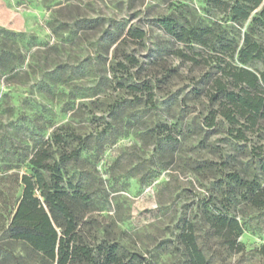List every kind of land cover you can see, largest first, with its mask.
<instances>
[{"label": "rangeland", "instance_id": "1", "mask_svg": "<svg viewBox=\"0 0 264 264\" xmlns=\"http://www.w3.org/2000/svg\"><path fill=\"white\" fill-rule=\"evenodd\" d=\"M233 4L0 0V264H50L7 234L28 159L47 141L55 158L81 148L61 169L94 193L81 232L88 245L118 242L150 264H186L192 232L208 264H264L253 252L264 244V120L239 139L210 99L220 68L242 66L222 47L238 49L245 34L264 47L255 11L234 21ZM165 17L209 29L207 44L179 42L159 24ZM217 216L237 219L241 250L214 234Z\"/></svg>", "mask_w": 264, "mask_h": 264}, {"label": "trees", "instance_id": "2", "mask_svg": "<svg viewBox=\"0 0 264 264\" xmlns=\"http://www.w3.org/2000/svg\"><path fill=\"white\" fill-rule=\"evenodd\" d=\"M262 1L234 0L230 7L232 19L245 21L255 11L251 20L264 27ZM159 24L179 42L207 44L208 39L204 36L210 34L209 29H178L168 17L160 19ZM127 33L139 40L145 35L137 27H130ZM222 48L231 57L236 52L242 66L225 63L220 68V75L211 86L214 91L210 99L219 104L218 113L226 121L239 125L238 138L244 139L243 130L252 131L258 127L259 120H264V47L245 34L238 49L231 44ZM128 60L135 62L131 56ZM191 60L197 61L195 56ZM254 60L262 62V70L254 71L244 66ZM51 146L48 141L40 144L28 159L32 173L21 176L22 191L7 225L8 238L26 243L50 264H150L118 242L104 241L90 246L83 241L82 227L94 193L88 190L84 179L64 180L61 169L63 164L77 158L81 148H73L55 158ZM259 163L264 175V160ZM211 164L207 161L199 163L200 166ZM234 180L238 181V177ZM263 190L264 184L260 188ZM256 204L264 205L263 199H257ZM211 227L214 234L222 236L229 251L242 249L238 241L242 228L237 219L217 216ZM183 242L186 264H208L209 249L199 245L198 237L188 232ZM253 252L264 259V244Z\"/></svg>", "mask_w": 264, "mask_h": 264}]
</instances>
